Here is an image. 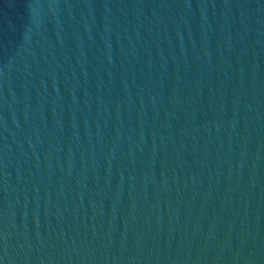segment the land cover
Returning <instances> with one entry per match:
<instances>
[{
    "label": "water",
    "instance_id": "water-1",
    "mask_svg": "<svg viewBox=\"0 0 264 264\" xmlns=\"http://www.w3.org/2000/svg\"><path fill=\"white\" fill-rule=\"evenodd\" d=\"M0 264H264V0H0Z\"/></svg>",
    "mask_w": 264,
    "mask_h": 264
}]
</instances>
